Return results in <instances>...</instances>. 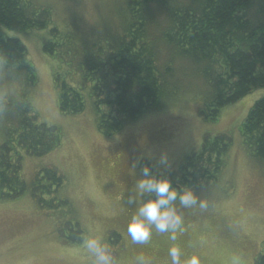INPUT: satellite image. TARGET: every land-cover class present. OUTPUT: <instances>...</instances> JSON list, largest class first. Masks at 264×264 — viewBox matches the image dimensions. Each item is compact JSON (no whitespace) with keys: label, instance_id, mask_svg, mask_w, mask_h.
Returning a JSON list of instances; mask_svg holds the SVG:
<instances>
[{"label":"rangeland","instance_id":"1","mask_svg":"<svg viewBox=\"0 0 264 264\" xmlns=\"http://www.w3.org/2000/svg\"><path fill=\"white\" fill-rule=\"evenodd\" d=\"M124 2L26 0L30 13L45 7L50 25L80 35L113 26L121 10H126ZM152 9L154 20L148 29L158 41L157 64L163 68L171 63L174 76L189 89L184 88L172 104L146 112L108 135L98 129L89 109L67 114L58 108L50 60L41 51L46 32L15 33L26 46L33 79L28 82L22 72L20 78H12L0 71V147L17 144V109L28 102L39 122L57 128L60 144L40 156L23 152L21 176L29 183L39 171L54 168L64 183L51 196L45 195L44 204L37 203L28 191L13 198L0 197V264H91L80 241L83 235L97 233L110 245L114 264H170L167 253L173 242L166 234L153 231L143 245L133 244L128 237L127 222L133 209L129 192L142 165L148 164L154 173L177 171L185 155L199 149L205 136L217 133L231 138L218 180L205 191V186L192 187L202 193L209 208L182 210L185 231L175 243L186 253L196 252L200 264H259L264 254V160L249 154L238 126L264 88L223 105L216 120H205L198 111L207 88L200 73L203 64L179 57L168 60L159 34L169 16L155 4ZM50 197L66 203L58 206L48 201ZM214 216L223 221H214Z\"/></svg>","mask_w":264,"mask_h":264},{"label":"trees","instance_id":"2","mask_svg":"<svg viewBox=\"0 0 264 264\" xmlns=\"http://www.w3.org/2000/svg\"><path fill=\"white\" fill-rule=\"evenodd\" d=\"M153 4L169 16L159 34L168 60L179 57L203 64L200 73L207 88L198 111L205 120H216L223 105L264 88V0H125L126 10H121L119 20L90 35L60 32L50 25L45 7L30 13L26 0H0V71L12 78L24 73L31 82L26 46L15 33L44 30L41 51L50 60L58 108L67 114L89 109L98 129L112 134L142 114L172 104L189 88L174 76L171 63L163 68L157 64L158 41L148 29L154 20ZM17 110V144L0 147V197L28 191L44 204L45 195L63 185V176L45 168L26 183L20 173L21 154L40 156L57 148L60 133L39 122L28 102ZM238 131L249 154L264 160V93L250 106ZM217 134L205 136L177 171L161 174L177 187L198 189L217 181L231 143L226 133ZM48 201L58 206L66 203L55 197ZM259 258L258 263L264 264V254Z\"/></svg>","mask_w":264,"mask_h":264},{"label":"clouds","instance_id":"3","mask_svg":"<svg viewBox=\"0 0 264 264\" xmlns=\"http://www.w3.org/2000/svg\"><path fill=\"white\" fill-rule=\"evenodd\" d=\"M161 160H166V156L162 154ZM128 201L133 209L127 222V235L133 244L148 243L153 231L166 234L173 242L167 253L170 264H200L196 252L186 253L175 242L185 231L182 210L198 208L206 211L209 208L202 193L189 185L174 186L167 175H157L144 164L141 174L134 179ZM80 247L91 259V264H114L112 250L102 233L83 235Z\"/></svg>","mask_w":264,"mask_h":264},{"label":"crops","instance_id":"4","mask_svg":"<svg viewBox=\"0 0 264 264\" xmlns=\"http://www.w3.org/2000/svg\"><path fill=\"white\" fill-rule=\"evenodd\" d=\"M211 183H212V182H211ZM213 183H214V182H213ZM207 185H208V184H207ZM207 185H206V186H207ZM206 186H205V188L202 189L203 191L208 190V188H210V187H208V186L206 187ZM214 221H223V219H221V217H220L219 220H216V216H214Z\"/></svg>","mask_w":264,"mask_h":264},{"label":"bare ground","instance_id":"5","mask_svg":"<svg viewBox=\"0 0 264 264\" xmlns=\"http://www.w3.org/2000/svg\"><path fill=\"white\" fill-rule=\"evenodd\" d=\"M36 1V0H35ZM188 4V3H187ZM191 4V3H190ZM175 5V4H174ZM30 10V9H29ZM252 13V12H251ZM138 19V18H137ZM164 27V26H163ZM218 80V79H217ZM207 84V83H206ZM199 85V84H198ZM201 85V84H200ZM213 88V87H212ZM189 89V88H188ZM198 92V91H197ZM206 92V91H205ZM214 93V92H213ZM191 95V94H190ZM190 97V96H189ZM11 108V107H10ZM7 111V110H6ZM157 116V115H156ZM218 135V134H217ZM129 158V157H128ZM252 158V157H251ZM45 164V163H44ZM42 168V167H41ZM131 168V167H130ZM33 176V175H32ZM67 180V179H66ZM66 216V215H65ZM70 217V216H69ZM68 220V219H67Z\"/></svg>","mask_w":264,"mask_h":264}]
</instances>
